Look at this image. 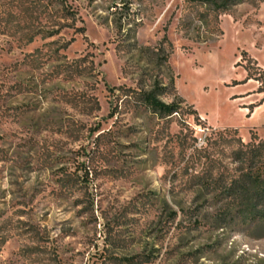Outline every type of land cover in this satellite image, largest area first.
I'll list each match as a JSON object with an SVG mask.
<instances>
[{"label": "rangeland", "instance_id": "374dc122", "mask_svg": "<svg viewBox=\"0 0 264 264\" xmlns=\"http://www.w3.org/2000/svg\"><path fill=\"white\" fill-rule=\"evenodd\" d=\"M260 88L264 0H0V264H264L221 193Z\"/></svg>", "mask_w": 264, "mask_h": 264}, {"label": "trees", "instance_id": "16d2710c", "mask_svg": "<svg viewBox=\"0 0 264 264\" xmlns=\"http://www.w3.org/2000/svg\"><path fill=\"white\" fill-rule=\"evenodd\" d=\"M210 11L217 14L228 13L232 7L242 4L244 0H199ZM168 57L164 61L167 62ZM248 79L253 77L249 70ZM264 94V89L258 90ZM167 94V87H160L158 83L150 92H142L139 101L152 113L160 117H169L178 113L180 106L177 103L168 104L161 100V96ZM182 103L183 100L180 99ZM179 102V103H180ZM249 149H243L234 153V160L238 164L236 175L227 181L221 188V193L230 202V210H235L241 217L243 224L264 221V140L257 145H245ZM210 191L209 187H206ZM148 262V261H146Z\"/></svg>", "mask_w": 264, "mask_h": 264}, {"label": "crops", "instance_id": "0c3cea01", "mask_svg": "<svg viewBox=\"0 0 264 264\" xmlns=\"http://www.w3.org/2000/svg\"><path fill=\"white\" fill-rule=\"evenodd\" d=\"M247 73V71H246ZM248 74V73H247ZM252 81V79H251ZM261 96H263V94H257L256 97L257 98H260ZM247 98H250L249 101H251L250 103H253L255 100H253V97H249V95H243L242 96V100H246ZM263 98V97H262ZM258 100V99H257ZM257 102V101H256ZM255 102V103H256ZM264 109V98H263V105L261 106H258L255 108V110L253 112H250V120H256V118L259 116V114L261 113V111ZM243 111V114H247L249 112V110L244 107L242 109ZM204 120L208 123V125L214 129H225V126H218L214 121H211L209 119H207L205 116L201 115ZM262 127H264V125H262ZM236 128V127H234ZM250 128V132L248 135H242V137L244 138L245 141L249 140L250 139V134H251V131L257 133V136L261 137V138H264V136L262 134H260V130H261V125L259 123L257 124H253Z\"/></svg>", "mask_w": 264, "mask_h": 264}]
</instances>
